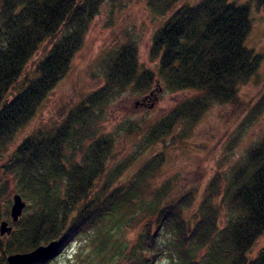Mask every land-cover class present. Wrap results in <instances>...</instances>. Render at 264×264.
Masks as SVG:
<instances>
[{
  "label": "trees",
  "instance_id": "16d2710c",
  "mask_svg": "<svg viewBox=\"0 0 264 264\" xmlns=\"http://www.w3.org/2000/svg\"><path fill=\"white\" fill-rule=\"evenodd\" d=\"M120 1L0 0V223L10 220L12 193L27 202L19 220L10 221L13 231L0 234V264H8L10 254L56 240L51 252L35 263L51 264L84 237L109 248L108 263L124 256L125 264H158L162 259L174 264H264V247L250 255L264 234V135L225 177L216 173L205 187L197 184L181 192L170 181L154 185L165 163L163 152L144 154L169 136L183 143L215 104L232 106L237 118L247 113L227 146L232 152L264 112V94L253 104L240 98L241 87L262 63V55L246 42L253 3L264 11V0H199L177 8L181 0H148L155 15L171 11L151 38L149 54L157 70L145 67L138 42L127 40L106 53L99 88L56 127L27 135L10 151L20 130L69 74L101 6ZM23 75L26 82L10 97ZM161 90L192 93L145 128L125 125L126 135L141 136L140 143L134 157L110 168L117 158L119 130H102L109 105L124 94L144 95V100ZM136 160L143 162L117 184ZM135 219L141 229L129 243L118 231Z\"/></svg>",
  "mask_w": 264,
  "mask_h": 264
},
{
  "label": "rangeland",
  "instance_id": "374dc122",
  "mask_svg": "<svg viewBox=\"0 0 264 264\" xmlns=\"http://www.w3.org/2000/svg\"><path fill=\"white\" fill-rule=\"evenodd\" d=\"M199 0H181L175 6L195 4ZM244 3L250 0H232ZM254 2V0H252ZM252 7L253 26L247 37V46L262 55V63L256 76L240 89V98L244 104L256 103L264 94V11ZM171 11L164 16L152 13L148 0H121L116 4L104 3L100 13L93 19L85 38L83 47L73 59L69 74L49 94L37 115L16 136V142L11 145L10 151L27 135L39 129L56 127L66 117L67 112L88 94L104 83L102 76L103 60L106 53L118 47L129 39H135L139 46L140 62L148 68L157 70V62L150 59L149 49L154 32L162 26ZM30 68L27 66L26 71ZM24 75L18 85L12 87V97L24 85ZM144 96L124 94L112 102L102 120V130L114 133L116 143L114 152L117 158L110 161L109 167L114 168L120 161L129 157L137 149L141 136L126 135L124 126L129 123L138 127L147 125L162 117L178 100L192 93L191 90L178 92L155 91ZM247 116L243 112L237 117L232 115V106L215 104L194 128L192 135L183 143L167 137L164 141L152 145L144 154L154 155L163 152L165 163L162 165L159 176L153 181L154 185H161L170 181L176 191L199 186L205 187L208 182L220 173L225 177L231 166L245 153L247 148L264 135V112L246 129L234 150L227 151V146L235 136L242 119ZM136 129V127L134 128ZM7 158H4V161ZM144 160V159H143ZM141 161H134L130 171L126 170L118 181L122 183L130 178V173L136 170ZM3 163L0 162V165ZM0 169V180L2 179ZM221 178V183L223 182ZM199 178L200 181H197ZM12 193L10 198L12 201ZM24 213V212H23ZM23 215V214H22ZM11 221V218H10ZM141 229V223L133 220L125 226L121 236L132 242ZM264 247V234L252 247L250 255L255 257ZM109 248L102 249L100 243L90 238H82L73 242L64 251L55 256L51 264H125L127 261L121 256L120 261H109ZM158 264H174L172 260L162 259Z\"/></svg>",
  "mask_w": 264,
  "mask_h": 264
},
{
  "label": "water",
  "instance_id": "95a60500",
  "mask_svg": "<svg viewBox=\"0 0 264 264\" xmlns=\"http://www.w3.org/2000/svg\"><path fill=\"white\" fill-rule=\"evenodd\" d=\"M27 206V202L23 199V197L19 193L13 194L12 197V205L10 210V218L11 222L15 223L19 220L25 207ZM14 227L10 224V220L4 219L0 223V234H10L13 231ZM56 245V240L49 242L48 244H43L35 249L28 252H17L10 254L7 257L8 264H35L44 257H46L51 250Z\"/></svg>",
  "mask_w": 264,
  "mask_h": 264
}]
</instances>
